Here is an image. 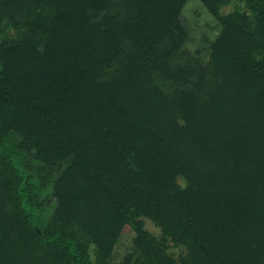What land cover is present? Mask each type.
Returning a JSON list of instances; mask_svg holds the SVG:
<instances>
[{
  "label": "trees",
  "instance_id": "trees-1",
  "mask_svg": "<svg viewBox=\"0 0 264 264\" xmlns=\"http://www.w3.org/2000/svg\"><path fill=\"white\" fill-rule=\"evenodd\" d=\"M198 1L217 24L214 75H191L202 96H168L156 61L103 70L121 39L162 62L159 44L182 49L187 0H0V264H112L125 226L120 264H264V0ZM91 202L89 243L44 230ZM140 215L177 252L137 231Z\"/></svg>",
  "mask_w": 264,
  "mask_h": 264
},
{
  "label": "rangeland",
  "instance_id": "rangeland-1",
  "mask_svg": "<svg viewBox=\"0 0 264 264\" xmlns=\"http://www.w3.org/2000/svg\"><path fill=\"white\" fill-rule=\"evenodd\" d=\"M114 8V6H111L109 11H113ZM234 8L243 9V5L237 0H231L228 4L222 6L221 10L222 13H227ZM183 10L185 25L177 24L175 26L176 32L185 42V46L182 49L171 51L169 46H167L163 51L162 48L166 42L159 44L155 48H158L161 52H165L167 55L165 62H162L159 55L155 51L153 52V48L121 39L117 42L119 53L109 65L104 67V73H114L129 58L139 59L143 64L156 61L157 64L150 69V76L159 89L168 96L176 95L181 90H193L200 96L204 95L203 89L198 87L191 75H214L210 65V39L217 32V24L215 18L206 11L205 6L198 0H187ZM100 16L101 13L92 15L94 19H98ZM95 205L94 202H91L90 206L86 208V212L71 218L51 214L49 219L43 223L44 230L65 229L73 234L83 236V239L85 237L88 239L91 232L89 225H84V221H86L84 219L87 217V221L89 224L91 223V217H94L93 214L97 209ZM7 207L8 213H10L15 221L17 245L19 248H22L25 242L23 240V223L25 218L23 215L21 216V213L16 208L14 211L12 210V202H8ZM140 216V226L137 228V231L140 229L146 230L151 237H154L163 245L166 252H177L179 248H175L174 244L167 240L169 237H165L166 234L162 231L159 224L148 217ZM17 220H20L21 223L18 224ZM133 233L134 227H124L111 253L110 261L112 264H120L123 261L124 253L132 244ZM42 249L41 251L44 255L50 254L47 250ZM66 255L68 256V254Z\"/></svg>",
  "mask_w": 264,
  "mask_h": 264
}]
</instances>
